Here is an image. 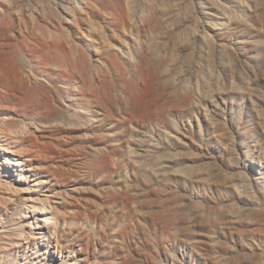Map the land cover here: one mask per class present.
<instances>
[{
    "label": "rangeland",
    "instance_id": "374dc122",
    "mask_svg": "<svg viewBox=\"0 0 264 264\" xmlns=\"http://www.w3.org/2000/svg\"><path fill=\"white\" fill-rule=\"evenodd\" d=\"M201 1L0 0V131L6 134H0V264H185L191 240L174 238V226L166 222L179 217L174 208L181 194L169 173L145 174L155 171L157 142L166 146L163 137L183 121L192 123L189 137L198 144L190 149L192 156L207 168L220 164L221 153L201 144L198 135L199 125L211 131L204 109L215 91L224 92L230 104L221 126L229 129L231 124L236 139L232 171L248 178L250 172L242 167L248 156L249 162L261 161L264 167V134L258 110L247 97L248 91L264 93V0H245L241 11L232 10L233 22L215 30L213 23L223 20L205 18V25ZM249 76L256 78L254 85ZM145 79L151 81L147 87ZM179 94L188 95L195 106L181 105ZM69 98L78 111L84 110L79 104L85 106L86 118L94 117L93 110L105 121L94 118L85 128H57L40 137L32 132L29 142H11L10 123L47 118L52 106L69 107ZM36 136L41 150L34 146ZM129 137L145 145L137 147ZM245 138L257 145L254 152L248 151ZM21 147L39 151L35 163L41 173L29 172L33 166L21 157ZM254 172L251 180L261 178ZM45 179L51 187L39 183ZM51 189L67 196L62 204L48 206L46 215L42 199ZM207 192L208 205L201 192L191 195L199 209L229 206L226 195ZM231 192L241 194L235 186ZM258 196L264 209L263 189ZM158 206L163 209L155 211ZM140 207L155 215L144 220ZM159 211L166 212V220ZM34 215L49 216L48 221L39 220L38 228ZM263 227L264 220L256 226L237 223L233 238L226 234L217 243L208 237L201 250L217 264H238L245 254L263 264L264 246L258 245Z\"/></svg>",
    "mask_w": 264,
    "mask_h": 264
},
{
    "label": "bare ground",
    "instance_id": "6f19581e",
    "mask_svg": "<svg viewBox=\"0 0 264 264\" xmlns=\"http://www.w3.org/2000/svg\"><path fill=\"white\" fill-rule=\"evenodd\" d=\"M166 1L167 0H165V2ZM245 2H246L245 0H202L201 4H200V9H199L200 16L204 20L205 25L209 24L208 21L205 20V18H208L209 20H211V19H213V20L222 19L223 20L222 23L220 21L214 22L213 23L214 25L211 26V29H213V30L216 29L215 26H217L218 24H222V25H227L228 26L234 20V16L231 14L232 10L234 11L235 8H237L238 11H241L240 9H241L242 6H244ZM174 4H176V3H174ZM246 4H247V2H246ZM131 6L132 5H129V7L127 8L129 13H133V10H134L133 7H131ZM62 9H63V11L68 13V7L66 5H64L62 7ZM164 10L161 11V12H164ZM167 12H168V10H167ZM69 14H70V12H69ZM165 14H166V12H165ZM71 15H72L73 18H75L77 16V18L79 20L82 19L80 14L72 13ZM74 15H76V16H74ZM159 15H160V13H159ZM161 15H160V17H161ZM207 16H209V17H207ZM177 19H178V17H177ZM66 21H68V19ZM196 33H198V32H196ZM188 39H190V38H188ZM208 39L210 40V38H208ZM98 41L101 42V40H98ZM148 45H149V43H148ZM226 50H228V49H226ZM74 52H75V50H74ZM74 52H73V54H74ZM207 52H209V51H207ZM208 55H209V53H208ZM233 59H235V58H233ZM19 61H20V57H19ZM19 61L17 60V62H19ZM255 79L256 78H251L249 76L248 80L250 81L251 85L255 84ZM150 84H151V81L149 79H145L144 86L147 87ZM222 91H224V90H222ZM185 94H179V102H180V104L184 105V106L185 105H189L190 107L195 106V104H193L191 102V100L189 99V96L185 95ZM53 96H55V95H53ZM239 97L243 98V99L245 98L244 96H239ZM247 97L249 98L250 101H252L254 103V106L258 110V119L261 122V133L264 134V93L260 92V94H259L258 91H254V90L253 91H248L247 92ZM255 97H257V99H255ZM48 100H50V98ZM69 100H70L71 104L69 105V107H66V108L62 107L60 105H56L55 107L51 105L52 109L51 110L49 109L50 112H49V116L47 118H43V117L32 118L31 117L32 119H28L27 117H25L24 119H18L16 121L10 123L9 126H8L9 128L7 127L10 131L7 132V134H9V136L11 138V142H18L19 140H22L25 143L29 142L28 140H30V137H29V139L26 138V137L31 135L32 132L37 133V135H39V137H40V135H44L45 136L46 133L52 132L54 129H57V128H58L57 129L58 131H59L60 128L61 129H65V130H77V129L85 128L86 126L91 125V123L95 121L94 118H97L98 121H101V122L105 121V116L103 118H101V117L98 118L99 114L96 115L92 109H91L92 110L91 111V115L94 116V117L90 116L89 118H86L85 116H83V113H85V111H84L85 110V106L79 104V106H82V108H84V110L83 111L82 110L78 111L75 108L74 99L72 100L71 98H69ZM206 101H207V103L205 104V109L204 110H205L207 116L205 118L207 120L208 125L211 128V131H209L210 133L207 132L208 130L204 131L203 127H201L199 125L200 133L198 135L200 137L201 144H203L204 146L206 144L207 145H211L214 150H216V151L221 153L220 154L221 162L218 160V162H220L221 165L213 162V163H211V166L207 168V167L203 166V163H201V159L199 157L196 158V157H194L195 155L192 156V153H191L190 149L193 147V145L194 146H198V144L196 142H194L189 137V132L191 130H193L192 129V127H193L192 123H188V122L185 123L183 121L181 125L179 124L177 126L175 131L168 132L167 135H165L163 137L164 141L167 142L166 146L160 145L157 142V145L155 146V155H156V159H157V161H155V163H154V165H155L154 166V170L155 171H153V170H152V172L151 171H147V173L145 174V177H146V175H148L147 177H149V176H154V175L161 176V174L164 173V172L169 173L168 175L170 176L171 181L174 183V186L176 187V189L181 194V200H179L180 198L178 199L179 200V204L178 205L176 204L177 207L174 208L175 209L174 212L175 213H179V217H178L177 214L174 215L173 211H172V216L174 215L175 217L170 218V220H171L170 221L169 219H167V215H165L166 217L163 216V214H165L166 212L162 213L161 211H159V212L162 213V215L160 213H158V214L163 216V217H165L164 218L165 220L167 219V220L170 221L169 222V221L166 220V222L171 223L170 225L174 226V228L171 227V229H174V232H173V237L174 238L177 239L179 236H184L186 238V236H187L188 239L191 240V245H189V248L187 247L190 250L189 251L190 253H188V255H186V257H185V264H191V263L196 264L197 262L200 263V264H217V263H215L213 261L214 258L212 259L210 256H208V255L206 256V254L203 253V251L201 250V249H203L202 245L205 242L206 243L208 242L206 238L212 237V239L214 238V242L216 240L217 243H218L220 241V239L222 237H224L226 234H227L228 238H233L234 237L235 225L237 223L245 221L249 225L256 226V225H260V222H262V220H264V209H263V207H259L260 205H262V202L260 201L261 198L259 199V196H258L259 191H261L262 189L264 190V186L258 188V186L255 185L256 182L264 184V170H263L264 167H262L263 163L261 161H259V162H257L258 164L256 165L255 161H253V162L250 161L249 162V160H248L249 156L247 157V160L243 163L242 167L246 168L247 172H250L249 174L251 176H252V169L253 170L255 169V171H257L256 173L254 172V174H261V176H259L261 178H255L256 182L254 180L250 179V177H251L250 175L247 178L246 176L236 175L232 171V167L236 163V160H235L234 155H233V147L236 145V139L234 137V132L232 131L231 124L229 125L230 127L226 125L227 127H229V129L228 128L226 129V128L221 126V124H222L221 118H222V116H225L227 114V112L229 111L228 108H230L229 107L230 104H229V102H228V100L226 98V94L224 92H221V91H215V93L210 95ZM49 102L51 103V101H49ZM45 104H46V102H45ZM193 111H194V109H193ZM242 111H243V105L240 104L239 107H238V115L241 114ZM97 112L99 113V111H97ZM238 117H240V115ZM241 117H243V116H241ZM7 128H6V131H7ZM0 134H4V133L0 131ZM32 136H34V135H32ZM5 137H6V134H4V138ZM37 137L38 136H36L34 138V142H35L34 146H35L36 149H39L41 147H39L40 145H39V142L37 140L38 139ZM128 141L131 144H133V145L134 144L137 145V147L139 145H145L143 143V142H145L144 140H142L141 143H139L133 137H129ZM41 142H43V141H41ZM244 143L247 144V146L249 148L248 149L249 152H251V151L254 152V150H256V146L257 145L252 143V140H249V139L245 138L244 139ZM22 144L20 143L21 146H22ZM146 145H148V144H146ZM221 147H222V149L220 150ZM43 148H44V146H43ZM261 148H262V146H261ZM30 149L26 148L25 149L26 151H25L24 148L21 147V150H20L19 153H20L21 157L25 158V160L27 162L26 163L27 165L30 164L31 167L33 166L29 170V172L30 171H32V172L34 171L35 173L37 172L39 174V173H41V172H38L39 171V165L35 163L36 162L35 160H36V157H37L36 154L39 151L38 152L35 151L37 153H34V152L30 151ZM0 150H2V148ZM39 150H41V149H39ZM130 151H131V149H130ZM40 152L43 153V151H40ZM134 152H135V150H134ZM135 156L137 157V155H134V157ZM138 162H139V160H138ZM138 162L136 161V163H138ZM5 163H7L9 165H12V164L13 165H19L20 164V163H18L16 161L13 162L11 160H6ZM20 166H22V165H20ZM250 168H252V169H250ZM241 171H243V170H241ZM50 182L51 181L49 179L48 180H46V179L42 180L41 182L39 181V183L44 184V186H50L48 184ZM234 186L236 188H240V190H241V194H239L238 196H236L235 194H232V192H231V188L234 187ZM206 188L208 190H205ZM17 190H18V188H17ZM50 191L52 192L51 195H47L45 197V199H42V201H44V202L42 203L41 210H42V213L46 214V215L48 213L47 212L48 206L50 208V207H52V204H57V205L58 204H62V202L65 200V196H67L66 194L64 195L62 193H61L62 195L58 194V192L56 190H54V189H51ZM194 191L201 192L199 195L203 197L205 204L208 201V192L207 191H210V193H212V194H214L215 192H219L220 194H223V197H224V195L227 196L228 203H226V204L224 202L223 203L226 206H228V205L229 206L228 207H224V208H217V206L210 205V206H207L205 208V206L208 205V204H206V205L202 206V208L204 207V209H199L200 208L199 203H198V205L196 207L195 204H193L192 200H191V195L194 194ZM62 192H64V191H62ZM260 195H262V194H260ZM70 196H72V195H70ZM209 198H210V196H209ZM46 201H47V203H46ZM241 201L243 203H241ZM140 208H139L140 211L139 210L138 211L142 212V208L141 209ZM150 209H152V207ZM159 209H163V208L162 207L161 208L159 207L158 209L156 208L155 211L159 210ZM148 211L147 210L146 211L143 210V212H142V216L144 217V220H146V219L148 220V218H150L149 216H154L155 215L153 213H152V215L151 214L149 215L150 212L148 213ZM168 211H167L166 214L169 213ZM33 212L36 213V209L35 208L33 209ZM34 217L36 218V220H37L36 222L38 224L36 227L39 228L40 225H42V223L41 224L39 223L40 222L39 220H41L43 223L46 224V222L48 221V217L49 216H47L46 218H42V219H39L36 215H34ZM137 218H138V216H137ZM160 220H162V219H160ZM209 220H210V222L212 221V224L211 223L209 224ZM166 222L164 223L165 225L168 224ZM133 225H134V223H133ZM165 225H163V226H165ZM43 227L48 228L50 226L45 225ZM164 228H166V226ZM209 229L211 230L210 233H209ZM168 230H170V229H168ZM164 231L167 232V229H165ZM166 232H164V233H166ZM167 235L168 234H166V236ZM168 236H169V238H171V240L174 239L171 234L168 235ZM209 239H211V238H209ZM244 240H246V239H244ZM258 242H259L258 245H261L262 247L264 246V238L263 237H262V239L258 240ZM4 243H5V241H4ZM127 243L128 242H126V244ZM56 245H57V243H56ZM118 245H116V246H118ZM221 245H222V243H221ZM241 245H242V243H241ZM254 249H255V247H254ZM246 252H248V251H245V253ZM133 256H132V258H133ZM241 257L244 259V260L243 259L242 260L245 263H243V261H238V264H255L256 263V262H254L255 260H253V258H252V256L250 254H245V256H241ZM129 259H131V257H129ZM173 259H174V256H173ZM220 261H218V262H220ZM126 262L128 263L129 261H126ZM258 262L260 263V261L257 260V264H259ZM128 264H132V263L130 262ZM169 264H170V262H169Z\"/></svg>",
    "mask_w": 264,
    "mask_h": 264
}]
</instances>
